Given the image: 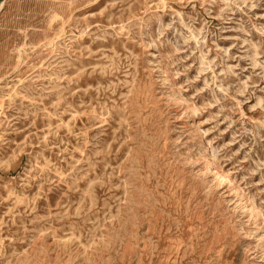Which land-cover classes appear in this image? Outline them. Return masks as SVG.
<instances>
[{"label": "rangeland", "instance_id": "rangeland-1", "mask_svg": "<svg viewBox=\"0 0 264 264\" xmlns=\"http://www.w3.org/2000/svg\"><path fill=\"white\" fill-rule=\"evenodd\" d=\"M0 264H264V0H0Z\"/></svg>", "mask_w": 264, "mask_h": 264}]
</instances>
